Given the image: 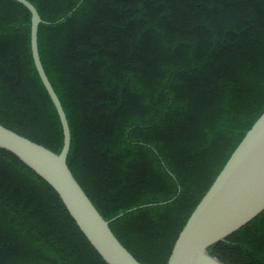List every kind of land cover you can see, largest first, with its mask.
I'll use <instances>...</instances> for the list:
<instances>
[{
	"label": "trees",
	"instance_id": "trees-1",
	"mask_svg": "<svg viewBox=\"0 0 264 264\" xmlns=\"http://www.w3.org/2000/svg\"><path fill=\"white\" fill-rule=\"evenodd\" d=\"M29 1L70 170L139 262L167 264L264 112V0ZM31 24L25 5L0 0V124L59 154ZM208 251L264 264V211ZM0 264H107L54 188L1 148Z\"/></svg>",
	"mask_w": 264,
	"mask_h": 264
},
{
	"label": "water",
	"instance_id": "water-1",
	"mask_svg": "<svg viewBox=\"0 0 264 264\" xmlns=\"http://www.w3.org/2000/svg\"><path fill=\"white\" fill-rule=\"evenodd\" d=\"M32 14L34 62L59 114L64 145L58 154L0 124V148L45 180L59 194L76 224L107 264H143L121 243L70 170L67 115L44 69L38 44L42 18L29 0H16ZM264 211V112L235 149L180 232L167 264H224L208 251ZM121 214L120 216H122ZM119 217V216H118Z\"/></svg>",
	"mask_w": 264,
	"mask_h": 264
}]
</instances>
